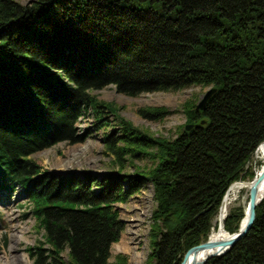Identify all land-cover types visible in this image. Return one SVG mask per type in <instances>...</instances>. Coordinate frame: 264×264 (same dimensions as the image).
<instances>
[{"label": "trees", "instance_id": "obj_1", "mask_svg": "<svg viewBox=\"0 0 264 264\" xmlns=\"http://www.w3.org/2000/svg\"><path fill=\"white\" fill-rule=\"evenodd\" d=\"M111 85L131 97L192 86L216 91L204 110L195 100L183 104L186 121L175 139L123 118L122 134L103 138L120 169L141 156L149 168L44 172L31 156L85 141L78 123L88 108L108 126L104 109L117 106L91 91ZM140 111L155 120L171 113ZM262 142L264 0H0V194L17 185L27 192L43 239L26 249L34 264H129L122 254L111 261L125 229L116 205L147 183L157 204L147 262L182 264L208 240L231 185L255 177ZM244 212L242 205L229 210V233ZM206 264H264V199L249 232Z\"/></svg>", "mask_w": 264, "mask_h": 264}, {"label": "rangeland", "instance_id": "obj_2", "mask_svg": "<svg viewBox=\"0 0 264 264\" xmlns=\"http://www.w3.org/2000/svg\"><path fill=\"white\" fill-rule=\"evenodd\" d=\"M15 1L27 5L33 0ZM208 89L209 87L192 86L176 92L144 93L137 97L119 93L112 85L104 89L93 90L91 94L98 100L106 103L113 102L117 106L114 113L104 109L103 114L106 116L105 121L108 126H100L101 117L95 113L93 108H88L78 123L80 134L86 137L85 141L76 144L61 142L34 153L31 158L44 172L58 175L92 173L105 176L120 172L134 175L139 168L151 167L152 161L142 156L134 160L128 158L122 170L115 164L114 157L105 152L103 138L110 133H114L115 137L121 135L123 130L120 119L123 118L153 136L162 135L168 139H175L186 121L182 110L183 104L188 100H195L198 104ZM148 107H165L171 113L159 120L150 119L140 111ZM256 161L254 156L253 169L256 167ZM247 202L248 192L243 189L238 194L237 200L229 205L228 210L239 205L246 208ZM144 204L148 206L145 217L141 216L137 209ZM156 205L154 187L151 183H147L141 192L130 197L127 203L116 205L125 223V229L121 239L112 245L111 261H115L116 257L122 254L128 257L129 264H148ZM31 207L28 195L22 187H18L15 191L10 190L9 194L0 197V264H34L26 249L36 246L43 239L42 233L37 229L36 220L30 213ZM124 242L130 246L131 251H120L119 245ZM135 253L142 257L136 260Z\"/></svg>", "mask_w": 264, "mask_h": 264}, {"label": "water", "instance_id": "obj_3", "mask_svg": "<svg viewBox=\"0 0 264 264\" xmlns=\"http://www.w3.org/2000/svg\"><path fill=\"white\" fill-rule=\"evenodd\" d=\"M216 89H209L198 103L200 110H204L207 102L215 93ZM192 125L186 127L187 130L192 129ZM264 144L262 142L259 146ZM246 182V181H245ZM251 185V192L247 207L245 208V216L241 222L238 231L230 233L228 238L212 239L211 234L207 241H204L192 248H190L183 259L182 264H206L209 260L226 255L235 244L246 235L251 229L256 219V208L264 199V167L259 177H254L252 180L247 181ZM226 197L223 200L220 210L222 209Z\"/></svg>", "mask_w": 264, "mask_h": 264}, {"label": "bare ground", "instance_id": "obj_4", "mask_svg": "<svg viewBox=\"0 0 264 264\" xmlns=\"http://www.w3.org/2000/svg\"><path fill=\"white\" fill-rule=\"evenodd\" d=\"M209 89H211V88H209ZM255 157L257 159L256 163L260 162V165L259 166L257 165L254 168L255 177L257 178V177L260 176V174H261V172L263 170V167H264V144H262L261 146H258V148H257V150L255 152ZM245 181L240 180V181L234 182L231 185V187H230V189H229V191L227 193L224 205H223L222 209L220 210V212H219V214L217 216L216 226H214L212 228V232H211L212 239H223V238H228L230 236V233L224 227V220H225V218L227 217V215L229 213V210H228L229 209V205L233 201L237 200L238 194L243 189L247 190V192H248V201H249L250 192H251V185L249 184V182H247V181H250V180H245ZM262 188H264V184L262 185ZM247 204H248V202H247ZM147 207L148 206L144 204L141 208H139V207L137 208L141 216L145 217V215L147 213ZM119 249H120V251H124V252L131 251L130 246L127 243H125V242L122 245H119ZM135 257H136V260H138L142 256H139V255H137V253H135Z\"/></svg>", "mask_w": 264, "mask_h": 264}]
</instances>
